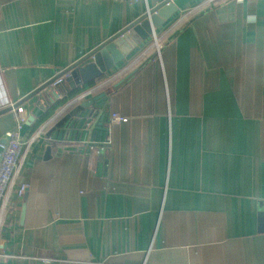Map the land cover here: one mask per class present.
I'll use <instances>...</instances> for the list:
<instances>
[{
    "label": "crops",
    "instance_id": "1",
    "mask_svg": "<svg viewBox=\"0 0 264 264\" xmlns=\"http://www.w3.org/2000/svg\"><path fill=\"white\" fill-rule=\"evenodd\" d=\"M159 1L0 0V109ZM181 16L92 80L67 73L17 105L33 140L0 264H264V0ZM15 117L0 113V142Z\"/></svg>",
    "mask_w": 264,
    "mask_h": 264
},
{
    "label": "water",
    "instance_id": "2",
    "mask_svg": "<svg viewBox=\"0 0 264 264\" xmlns=\"http://www.w3.org/2000/svg\"><path fill=\"white\" fill-rule=\"evenodd\" d=\"M191 1L192 0H160L157 4L135 18L129 24L109 36L106 40L92 48L75 62L58 72V74L28 93L13 106H17L26 101L33 95L50 86L55 79L62 77L67 73L75 78L77 84H81L86 83L100 75L102 72H106L113 68L136 49V47L145 40L149 33L153 32L154 28H158L164 24L166 20L170 19L177 11L188 5ZM87 59L91 60L87 61ZM91 102L92 100L88 99L84 104H89ZM82 108L83 106H80L78 110ZM10 109L11 106L0 109V113ZM35 114L30 115L28 120H33ZM90 116L91 113L86 111L83 115L81 114V118L77 122H74L71 125L78 127L83 123H86ZM69 118L70 116L66 115L56 123L54 128L66 124ZM54 128L48 132V136ZM4 141L5 139H3V142ZM47 149H49V147H47ZM25 192L26 190H24L22 196H25Z\"/></svg>",
    "mask_w": 264,
    "mask_h": 264
},
{
    "label": "built area",
    "instance_id": "3",
    "mask_svg": "<svg viewBox=\"0 0 264 264\" xmlns=\"http://www.w3.org/2000/svg\"><path fill=\"white\" fill-rule=\"evenodd\" d=\"M131 1V0H129ZM214 0H207L203 4H196L195 6H190L186 8H181L179 11L181 17L185 18L196 11L200 10L203 6H206L209 2ZM154 47L157 52H159L160 44L158 39H154ZM63 81L62 77H58L52 82L53 86L59 85ZM14 104H9L11 109L15 112V124L13 128L5 133V141L0 142V222L2 218L3 209L7 202L9 193L12 191L15 179L19 174L24 155L31 144L33 138L23 139L21 135V128L25 123L24 110L21 106H13ZM113 118L119 119L117 114H113ZM21 185L17 190L19 196L22 195L25 188Z\"/></svg>",
    "mask_w": 264,
    "mask_h": 264
},
{
    "label": "trees",
    "instance_id": "4",
    "mask_svg": "<svg viewBox=\"0 0 264 264\" xmlns=\"http://www.w3.org/2000/svg\"><path fill=\"white\" fill-rule=\"evenodd\" d=\"M193 1V0H192ZM191 1V2H192ZM190 2V3H191ZM189 3V4H190ZM57 104H59V103H57ZM49 112V111H48ZM47 112L46 113H42L39 117H38V119L30 126V128L31 129H34V128H36L45 118H46V116H47Z\"/></svg>",
    "mask_w": 264,
    "mask_h": 264
},
{
    "label": "rangeland",
    "instance_id": "5",
    "mask_svg": "<svg viewBox=\"0 0 264 264\" xmlns=\"http://www.w3.org/2000/svg\"><path fill=\"white\" fill-rule=\"evenodd\" d=\"M148 36H152V33H149V35ZM152 43H151V46H152V48H153V50L155 49V47H154V39L151 41ZM155 51V50H154Z\"/></svg>",
    "mask_w": 264,
    "mask_h": 264
}]
</instances>
